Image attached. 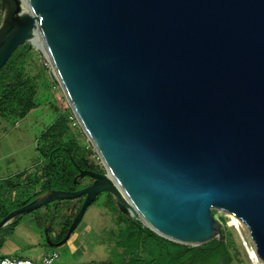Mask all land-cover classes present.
<instances>
[{
    "label": "water",
    "instance_id": "95a60500",
    "mask_svg": "<svg viewBox=\"0 0 264 264\" xmlns=\"http://www.w3.org/2000/svg\"><path fill=\"white\" fill-rule=\"evenodd\" d=\"M0 70L39 38L104 173L79 170L17 218L84 197L64 239L103 193L161 238H224L243 223L264 263V0H0ZM135 213V215L132 214Z\"/></svg>",
    "mask_w": 264,
    "mask_h": 264
},
{
    "label": "rangeland",
    "instance_id": "374dc122",
    "mask_svg": "<svg viewBox=\"0 0 264 264\" xmlns=\"http://www.w3.org/2000/svg\"><path fill=\"white\" fill-rule=\"evenodd\" d=\"M29 50L28 59L23 65L24 80H37L36 108L16 122L0 117V209L9 212L16 210L28 193H36L46 184L42 180L35 188L30 185L36 177L45 175V163L53 148H62L55 152V165L59 158L65 160V165L72 159L82 165L79 159L81 150L82 156L104 173L103 163L95 158V148L76 120L45 52L34 44H31ZM42 80L48 84L46 90L39 87ZM60 133L62 139L59 138ZM44 134L46 137L42 138ZM8 182L15 186L14 191L9 188ZM86 182L89 181L86 180L84 184ZM110 198L107 193L100 194L87 209L68 242L60 247L47 244V228L51 223L50 238L58 243V239L69 229L66 228L70 218L68 209L75 203L83 204L84 198L80 203L77 201L80 198L59 201L62 203L56 207V212L53 211L57 202L17 218L16 227L7 225L0 231V239L3 238L0 257L36 260L41 259L44 253L57 251L60 254L58 264H116L117 258L122 263L128 262L129 259L122 254L123 250L117 247L116 237L126 223L116 205L114 207L110 204ZM212 215L221 224L224 238L235 256L233 264H262L259 258L258 263L254 262L250 254L249 250L254 247V243L248 229L235 228L236 224L231 223L228 214L218 210H212ZM83 228H89L92 233L80 245L77 236Z\"/></svg>",
    "mask_w": 264,
    "mask_h": 264
},
{
    "label": "trees",
    "instance_id": "16d2710c",
    "mask_svg": "<svg viewBox=\"0 0 264 264\" xmlns=\"http://www.w3.org/2000/svg\"><path fill=\"white\" fill-rule=\"evenodd\" d=\"M29 48V45L19 47L8 63L0 70V94L2 95L0 97V117L4 120L10 118L13 122H16L24 119L28 113L36 108L35 100L38 95L36 90L38 89L37 80L35 78L24 80L25 72L23 65L28 59L30 53ZM39 87H44L46 90L48 84L42 80ZM45 137L46 134L42 136V138ZM61 137L62 133L59 134V138ZM60 149L62 148L56 147L50 151L48 161L45 163L47 165V168H44L45 175L41 178L36 177V180L30 185L35 188L42 180H44L46 184L42 188H39L36 193H28L26 195L27 197H24L18 208L29 204L37 197L52 190L74 192L79 189L81 185L76 184L77 187H75L74 179L77 176V166L80 162L72 159L68 165H65V160L59 158L55 165V152ZM82 158L87 160L82 156L81 150H79V159H81L82 164L79 166L84 167ZM98 172L103 173L101 170ZM8 183L9 188L14 191L15 186L10 182ZM110 199L112 201L110 202L109 200L110 204L115 207L112 197ZM81 200L83 201V197L77 201L80 203ZM61 203L62 202H57L54 205L53 212H56V207H59ZM81 205L82 204L77 205L75 203L68 209L67 214L70 218L66 222L67 229L79 212ZM12 211L13 210H10V212ZM10 212L5 209H0V221ZM115 212L119 213L117 210ZM119 214L124 217L123 219L126 224L116 236L118 237L117 247L123 250V256L127 257L129 260L126 263H122L119 258H117L116 264H233L235 261V256L231 253L226 238H223L220 245H218L215 239L199 248H191L161 238L149 229L139 227V222H136L137 225L123 214ZM17 223V220H15L10 224V227H16ZM46 232L50 238L51 223ZM66 232L67 230L64 235L58 239L59 242L63 240ZM50 241L53 242L51 238ZM2 242L3 238L0 239V247L2 246Z\"/></svg>",
    "mask_w": 264,
    "mask_h": 264
},
{
    "label": "built area",
    "instance_id": "2783aa9c",
    "mask_svg": "<svg viewBox=\"0 0 264 264\" xmlns=\"http://www.w3.org/2000/svg\"><path fill=\"white\" fill-rule=\"evenodd\" d=\"M76 120L78 121L77 117ZM95 158L100 163H102L98 153L95 156ZM59 261H60V254L57 251H53L51 253H44V256L40 260H35L31 258H19V257H0V264H58Z\"/></svg>",
    "mask_w": 264,
    "mask_h": 264
},
{
    "label": "bare ground",
    "instance_id": "6f19581e",
    "mask_svg": "<svg viewBox=\"0 0 264 264\" xmlns=\"http://www.w3.org/2000/svg\"><path fill=\"white\" fill-rule=\"evenodd\" d=\"M32 44H34V45H36L37 47L41 48V49L45 52V48H44L43 45H41V41H40L39 38H35V39L33 40V43H32ZM45 54H46V53H45ZM46 56H47V54H46ZM50 65H51V67H52V64H51V63H50ZM52 69H53V67H52ZM53 70H54V69H53ZM54 74L56 75L55 71H54ZM94 148H95V151H96V153H97V149H96L95 146H94ZM132 214L135 215L134 212H132ZM227 216H228V218L230 219V221H231L232 224H236V225H235V228L247 229V227H246L243 223H241L237 218H235L234 216H232V215H227ZM233 226H234V225H233ZM249 251H250V254H251V256H252L254 262L258 263L259 260H258V257H257V255H256V252H255V247H253V248L250 249ZM261 263L264 264L263 262H261Z\"/></svg>",
    "mask_w": 264,
    "mask_h": 264
},
{
    "label": "flooded vegetation",
    "instance_id": "af4514ba",
    "mask_svg": "<svg viewBox=\"0 0 264 264\" xmlns=\"http://www.w3.org/2000/svg\"><path fill=\"white\" fill-rule=\"evenodd\" d=\"M82 161L84 162V167L82 166H77V170H78V173H77V175L79 174V170L81 169V170H94V171H96V172H98L99 170H98V168L96 167V166H94V164H92L89 160H84L83 158H82ZM98 170V171H97ZM89 181V182H86V184H84L85 183V181ZM93 182V180L92 179H89V178H87V177H84V178H82V179H79V185H81L80 187H79V189H82V188H84V187H86V186H88V185H90L91 183ZM78 189V190H79ZM84 198V197H83Z\"/></svg>",
    "mask_w": 264,
    "mask_h": 264
},
{
    "label": "crops",
    "instance_id": "0c3cea01",
    "mask_svg": "<svg viewBox=\"0 0 264 264\" xmlns=\"http://www.w3.org/2000/svg\"><path fill=\"white\" fill-rule=\"evenodd\" d=\"M14 222V221H13ZM34 223V221L32 222ZM10 225V224H9ZM91 230L89 228H83V231L79 233V236H77V239L80 242V245L82 244V241L85 240V238L90 234ZM92 233V232H91ZM72 246V245H71ZM73 247V246H72ZM40 260V259H36Z\"/></svg>",
    "mask_w": 264,
    "mask_h": 264
}]
</instances>
